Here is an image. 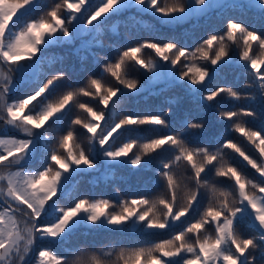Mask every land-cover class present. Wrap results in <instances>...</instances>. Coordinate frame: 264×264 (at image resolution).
Wrapping results in <instances>:
<instances>
[{
	"label": "snow or ice",
	"instance_id": "snow-or-ice-1",
	"mask_svg": "<svg viewBox=\"0 0 264 264\" xmlns=\"http://www.w3.org/2000/svg\"><path fill=\"white\" fill-rule=\"evenodd\" d=\"M228 10L264 20V0H0V123L18 132L0 135V264H264V135L241 119L255 117L252 108L220 106L222 97L243 99L264 114V31L229 19L222 34L186 47L176 36L133 42L128 26L143 15L179 26ZM121 25L129 31L111 45L115 57L101 56L103 37L119 36ZM146 50L155 58H144ZM73 58L79 67L68 63ZM230 67L244 70L248 91L208 87ZM24 84L30 90L16 97ZM151 96H165L167 108L118 112L129 97ZM185 101L192 107L173 126L168 117ZM74 108L86 117L73 116ZM193 109L214 110L258 157L232 139H196L207 122L192 117ZM145 130L157 134L142 139ZM233 153L258 181L232 162ZM133 175L142 181L133 195L122 196L130 188L120 186L117 199L79 195L84 176L127 184ZM153 182L163 189L154 196ZM177 226L168 239L136 242L147 246L73 241L81 229L153 236Z\"/></svg>",
	"mask_w": 264,
	"mask_h": 264
},
{
	"label": "trees",
	"instance_id": "trees-1",
	"mask_svg": "<svg viewBox=\"0 0 264 264\" xmlns=\"http://www.w3.org/2000/svg\"><path fill=\"white\" fill-rule=\"evenodd\" d=\"M48 4L56 2V0H46ZM127 15V13L125 14ZM229 19H235L243 21L249 28H256L258 31H264V20L259 19L253 13L242 14L239 11L228 10L226 12L220 13L217 12L210 13L207 17H202L198 22L190 21L183 25L179 26H165L161 25L159 20L154 18L151 15H143L138 16L136 19L129 18L128 26L131 31V37L133 42L138 39H152L157 35L160 38L165 36H176L181 37L183 39V44L186 47H194L195 44L204 36L216 32L218 34H222L226 27V23ZM129 28H125L124 25H121L119 31L120 35H114L111 32H107L103 37L105 47L103 49H97L101 56L105 54H109L112 57H115L116 52L114 48L111 47L113 44L123 43L124 35L129 31ZM257 46L254 45V48ZM234 50L238 53L239 49L233 46ZM55 52L63 54L66 51H70L67 48H57L54 49ZM144 58H147L149 55L155 58V54L150 50H146L143 54ZM92 58L89 57L86 62L89 66H91ZM68 63H75L77 67H79V61L73 58ZM59 65L52 70L59 69ZM128 71L131 76H136L137 73L132 66H129ZM86 73H79L78 78L83 80L86 78ZM106 80H110V77H105ZM248 82V77L244 74V70L237 67H230L226 69L224 73H222L219 77L213 79L208 87L214 89L217 86H226L233 87L242 92L248 91V89H244L242 87L243 84ZM30 87L27 84L21 85L15 92L16 97H20L25 92L29 91ZM174 94H179V90H175L174 92H169L166 95L171 96ZM82 102L89 101L90 98L80 97ZM94 103V102H92ZM223 109L228 110L234 107H243V108H252L256 111L257 115L255 117H242L241 119L246 122V126L251 128L252 130L261 131V134L264 135V114L260 113L259 106L255 103H250L246 100H240L238 102L231 101L229 99L221 98V105ZM192 106L184 102L180 106V108H173L172 114L168 117V119L172 122L173 126H176L178 122L184 117L185 109L191 108ZM167 108V104L165 103V96H151L145 99L144 97H129L122 101L121 106L118 108V112L127 111V110H140L143 111L145 109H161ZM73 116L79 115L81 118L86 117V113L82 110L73 109ZM192 117L203 120L207 122L206 131L202 134H199L196 139L199 141H207L210 139H214L217 137L232 139L234 142L241 146L247 154H251L254 157H258L259 153L255 149L254 145L247 141L245 137L242 135L235 133L231 127H226L227 122H221L216 119L214 110L204 111V110H196L193 109L191 112ZM67 121H65V125ZM0 126L3 127L2 123ZM4 128V127H3ZM165 130L161 129V132ZM79 132V129H78ZM18 134V133H17ZM15 133H10L7 135L16 136ZM157 133L151 131H143L138 133L142 139H147L150 136L156 135ZM0 135H5V133L0 130ZM128 138L127 136L121 137L117 142H122L124 139ZM82 146L87 147V139L84 136L79 137ZM217 145H213L215 148ZM231 151V150H228ZM236 158L232 160L234 164L238 166V168L248 176L249 179L258 181L260 179L259 174L256 173L254 169L251 168L250 165H247L246 161H243L242 158L238 157V154H234ZM226 159H231L227 154L225 156ZM159 163V160L156 161ZM98 175V174H97ZM118 175L128 176L126 171H121ZM153 173L151 171L143 173V178L147 179L148 177H152ZM142 183V181H138L137 176L133 175L128 179V183L125 184L122 181H116L115 183H107V182H91L90 176H84L80 182L79 186V195L89 196L90 198L95 197H104L109 199H117L115 194V187L120 186L124 188H130V191L127 193H122L121 195H133L137 192L138 185ZM151 188V195H156L160 191H162V182L161 187H157L155 183L149 185ZM74 195H76L74 193ZM67 197L61 201V203H68ZM179 230V226L174 227L171 230H160V232L153 236H143L135 232L134 229H128L122 233L116 232H108L106 230H100L98 232L89 233L84 229H81L77 234L73 237V241L84 242L87 241L89 243H95L97 247H112L115 246L117 249L120 247H135V246H147L146 244H137V241H148V242H158L163 239L170 238V235L175 231ZM209 231H212L211 226H209ZM59 247L63 248L64 251H68V248L64 245H60ZM111 259H115L113 255ZM259 260V257H258Z\"/></svg>",
	"mask_w": 264,
	"mask_h": 264
},
{
	"label": "rangeland",
	"instance_id": "rangeland-1",
	"mask_svg": "<svg viewBox=\"0 0 264 264\" xmlns=\"http://www.w3.org/2000/svg\"><path fill=\"white\" fill-rule=\"evenodd\" d=\"M2 129H3V132H5L6 129L0 126V130H1V131H2ZM9 130L12 131V132L18 133L17 131H15V130H13V129H11V128H9Z\"/></svg>",
	"mask_w": 264,
	"mask_h": 264
},
{
	"label": "water",
	"instance_id": "water-1",
	"mask_svg": "<svg viewBox=\"0 0 264 264\" xmlns=\"http://www.w3.org/2000/svg\"><path fill=\"white\" fill-rule=\"evenodd\" d=\"M4 133H5V134H10V133H15V132L10 131L9 128H8V129L5 130ZM15 134H17V133H15ZM17 135H18V134H17Z\"/></svg>",
	"mask_w": 264,
	"mask_h": 264
}]
</instances>
